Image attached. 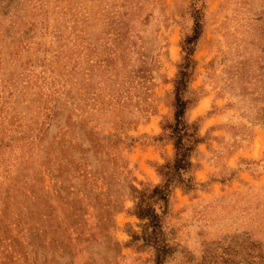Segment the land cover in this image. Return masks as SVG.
Listing matches in <instances>:
<instances>
[{"label": "rangeland", "instance_id": "rangeland-1", "mask_svg": "<svg viewBox=\"0 0 264 264\" xmlns=\"http://www.w3.org/2000/svg\"><path fill=\"white\" fill-rule=\"evenodd\" d=\"M193 4L0 0V264H153L130 243L135 191L173 159L158 138ZM200 4L187 116L203 187L175 190L164 264H264V0Z\"/></svg>", "mask_w": 264, "mask_h": 264}, {"label": "trees", "instance_id": "trees-1", "mask_svg": "<svg viewBox=\"0 0 264 264\" xmlns=\"http://www.w3.org/2000/svg\"><path fill=\"white\" fill-rule=\"evenodd\" d=\"M199 2L201 0H194L191 8L193 21L191 34L187 35L181 43L183 55L173 80L171 93L172 121L162 124V134L158 138L160 141L165 140L171 143L173 159L157 166L156 171L161 179L159 185L152 189L135 191L136 202L132 215L140 221L141 230L138 234L131 233L130 243L140 240L142 245L150 248L153 264H164L173 253V247L169 245L165 236L164 222L168 217L175 190L194 195L203 187V184L198 183L194 176V171L199 165L192 160L196 159L197 149L205 140L199 134L197 122H189L187 116L192 103L188 97L191 93L189 85L196 67L193 55L203 33V5H199ZM130 17L131 15L126 13L120 16L121 20L109 24L111 27L115 26L110 29V33L115 32L117 40L123 41V35L129 33L127 29ZM128 140L126 138V142ZM121 144L126 145L124 141H121ZM129 145L127 143V146Z\"/></svg>", "mask_w": 264, "mask_h": 264}]
</instances>
